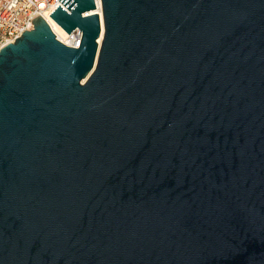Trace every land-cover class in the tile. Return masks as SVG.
Here are the masks:
<instances>
[{"label": "water", "instance_id": "water-1", "mask_svg": "<svg viewBox=\"0 0 264 264\" xmlns=\"http://www.w3.org/2000/svg\"><path fill=\"white\" fill-rule=\"evenodd\" d=\"M58 1L78 46L0 50V264H264V0H100L99 49Z\"/></svg>", "mask_w": 264, "mask_h": 264}, {"label": "built area", "instance_id": "built-area-1", "mask_svg": "<svg viewBox=\"0 0 264 264\" xmlns=\"http://www.w3.org/2000/svg\"><path fill=\"white\" fill-rule=\"evenodd\" d=\"M58 6H61L58 0H0V50L13 43L22 33L30 31L31 20L37 16L43 17L41 11L47 10L50 15ZM69 35L68 43L60 42L67 46H78L72 43L75 37L79 43L80 32L74 30Z\"/></svg>", "mask_w": 264, "mask_h": 264}, {"label": "bare ground", "instance_id": "bare-ground-1", "mask_svg": "<svg viewBox=\"0 0 264 264\" xmlns=\"http://www.w3.org/2000/svg\"><path fill=\"white\" fill-rule=\"evenodd\" d=\"M96 1V9L93 12H96L99 17H100V23H101V33L100 36L97 40L98 43V49L101 45L102 42V37H103V25H102V13H101V5H100V0H95ZM91 12V13H93ZM41 15L44 17V19L46 20V22L49 24V26L51 27V30L53 31V33L56 35L57 39L63 43H68L67 39H69L70 35L65 33L58 25H56L54 23V21L49 17L47 10L41 11ZM78 44V38H74L73 39V43L72 44ZM85 80H83L82 82H84Z\"/></svg>", "mask_w": 264, "mask_h": 264}, {"label": "rangeland", "instance_id": "rangeland-1", "mask_svg": "<svg viewBox=\"0 0 264 264\" xmlns=\"http://www.w3.org/2000/svg\"><path fill=\"white\" fill-rule=\"evenodd\" d=\"M56 36V35H55Z\"/></svg>", "mask_w": 264, "mask_h": 264}]
</instances>
